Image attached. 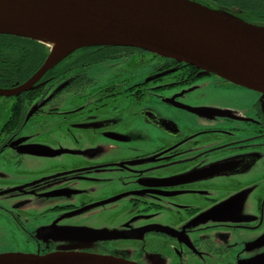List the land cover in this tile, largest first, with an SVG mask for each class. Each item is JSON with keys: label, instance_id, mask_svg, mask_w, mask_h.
Returning a JSON list of instances; mask_svg holds the SVG:
<instances>
[{"label": "flooded vegetation", "instance_id": "af4514ba", "mask_svg": "<svg viewBox=\"0 0 264 264\" xmlns=\"http://www.w3.org/2000/svg\"><path fill=\"white\" fill-rule=\"evenodd\" d=\"M191 1L256 14L249 0ZM64 60L0 95V254L264 264V94L131 46Z\"/></svg>", "mask_w": 264, "mask_h": 264}, {"label": "water", "instance_id": "95a60500", "mask_svg": "<svg viewBox=\"0 0 264 264\" xmlns=\"http://www.w3.org/2000/svg\"><path fill=\"white\" fill-rule=\"evenodd\" d=\"M0 34L29 37L45 44L50 37L76 42L61 56H54L50 48L46 60L26 82L0 88L3 96L30 90L72 50L94 45L139 48L264 94V26L191 0H0ZM66 151L34 145L30 153L55 156ZM129 235L102 233L96 237ZM74 247L63 246L41 255L0 254V264H140Z\"/></svg>", "mask_w": 264, "mask_h": 264}, {"label": "trees", "instance_id": "16d2710c", "mask_svg": "<svg viewBox=\"0 0 264 264\" xmlns=\"http://www.w3.org/2000/svg\"><path fill=\"white\" fill-rule=\"evenodd\" d=\"M249 1L252 3V11L256 12V14L249 17L250 19H244L240 15L228 12L225 9L206 7L229 13L243 22L264 26V3L257 5L258 0ZM48 55L49 50L46 44L41 41L19 35L0 34V88H6L10 83L28 79L40 68ZM64 61V58H62L61 61L49 69L48 73H51L52 69H55L57 65H61Z\"/></svg>", "mask_w": 264, "mask_h": 264}, {"label": "bare ground", "instance_id": "6f19581e", "mask_svg": "<svg viewBox=\"0 0 264 264\" xmlns=\"http://www.w3.org/2000/svg\"><path fill=\"white\" fill-rule=\"evenodd\" d=\"M48 43L54 56H61L71 50L76 42L65 37H50Z\"/></svg>", "mask_w": 264, "mask_h": 264}, {"label": "rangeland", "instance_id": "374dc122", "mask_svg": "<svg viewBox=\"0 0 264 264\" xmlns=\"http://www.w3.org/2000/svg\"><path fill=\"white\" fill-rule=\"evenodd\" d=\"M46 47H47V49L50 51V48H51V47L49 46L48 43L46 44ZM107 67H108L107 65L96 66L97 69H100L99 72H98V74L100 75V77H105V76H106L107 73H106L104 70H105ZM67 157H70V156H68V155H62V156H60V157H58V158H55V159H56L57 161L65 162L66 159H67ZM70 158H73V157H70ZM252 209H254V207H252ZM78 239H80V238H78ZM71 240H72V239H71ZM53 241H55L57 244H59L60 239H59V240H58V239H53ZM0 242H4V241H2V240L0 239ZM10 243H11V242H6L5 245L0 244V249L9 248V247L11 246Z\"/></svg>", "mask_w": 264, "mask_h": 264}]
</instances>
